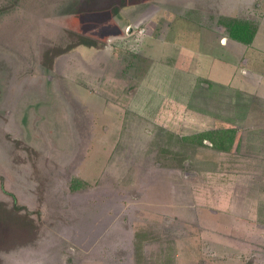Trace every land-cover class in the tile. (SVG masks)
<instances>
[{
    "label": "rangeland",
    "instance_id": "1",
    "mask_svg": "<svg viewBox=\"0 0 264 264\" xmlns=\"http://www.w3.org/2000/svg\"><path fill=\"white\" fill-rule=\"evenodd\" d=\"M220 198L264 223V0H0V264H159Z\"/></svg>",
    "mask_w": 264,
    "mask_h": 264
},
{
    "label": "crops",
    "instance_id": "2",
    "mask_svg": "<svg viewBox=\"0 0 264 264\" xmlns=\"http://www.w3.org/2000/svg\"><path fill=\"white\" fill-rule=\"evenodd\" d=\"M213 202L208 208L198 207L193 219H180V222L193 223L194 234H184L172 250V257L165 255L159 264H263L264 252L246 256L241 250L243 238L239 234L248 231L263 235L264 223L242 217L239 207L232 202ZM228 209L222 218L221 210ZM205 212V215L203 214ZM240 212V213H239ZM228 216V219L226 217ZM225 218V219H224ZM226 221V222H225ZM263 225V226H262ZM262 226V229L259 227ZM246 230H243V229ZM249 246L248 243H246ZM245 254V255H244ZM158 260V259H156ZM140 264V263H138ZM142 264V263H141Z\"/></svg>",
    "mask_w": 264,
    "mask_h": 264
},
{
    "label": "trees",
    "instance_id": "3",
    "mask_svg": "<svg viewBox=\"0 0 264 264\" xmlns=\"http://www.w3.org/2000/svg\"><path fill=\"white\" fill-rule=\"evenodd\" d=\"M115 16H117L119 18L118 10H116ZM225 23L228 27V31H229L230 36L232 38L239 40L241 42H244V43H250L253 40L255 33L257 31V28H258L257 24L253 23L250 20L240 19V18H235V17H229ZM80 43H84L87 45H95V44H97V40L90 38V37H84L80 41ZM209 133H210V131L198 132L197 136L202 140L204 138L211 139V136ZM231 141H232V138H231ZM212 142H213L214 146L221 148V149H224L223 145H221V144H223V141H221L220 139H214L213 138ZM14 201L17 202L16 196H14Z\"/></svg>",
    "mask_w": 264,
    "mask_h": 264
}]
</instances>
